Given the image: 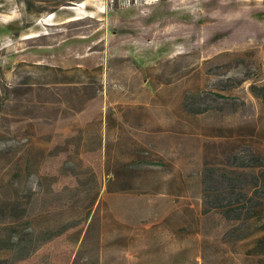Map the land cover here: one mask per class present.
I'll return each instance as SVG.
<instances>
[{"label": "rangeland", "instance_id": "obj_1", "mask_svg": "<svg viewBox=\"0 0 264 264\" xmlns=\"http://www.w3.org/2000/svg\"><path fill=\"white\" fill-rule=\"evenodd\" d=\"M24 1L0 0V198L20 186L26 202L37 194V227L79 224L16 264L96 252L99 264H258L245 206L264 200V168L224 154L264 158V101L250 91L264 88V0H29L39 16ZM36 65L99 71L65 78ZM184 101L212 108L192 117ZM9 149L27 152L30 169L14 168ZM207 172L219 195L245 197L240 220L209 205ZM95 193L97 251L94 237L80 249Z\"/></svg>", "mask_w": 264, "mask_h": 264}, {"label": "trees", "instance_id": "obj_2", "mask_svg": "<svg viewBox=\"0 0 264 264\" xmlns=\"http://www.w3.org/2000/svg\"><path fill=\"white\" fill-rule=\"evenodd\" d=\"M84 0H71L73 3H81ZM22 7V11L25 14L27 11L30 14H35L39 16L42 11L37 8V6L32 2L24 1ZM57 6L52 7L45 12H49L50 14L55 13L57 11ZM19 67H22L23 64H19ZM17 66V68H18ZM27 66V64H24ZM34 66V65H33ZM35 68L41 69L42 71L50 72L53 74H64L65 78H70L67 75H91L92 72H97L99 69L94 70H81L80 68H75L71 70H62L59 68L36 65ZM28 83H31L29 78H26ZM243 81L236 80L235 84L227 85L223 88V91L230 90L234 87H237L239 83ZM26 83V84H28ZM66 83V82H63ZM50 84H54L53 82ZM27 91V90H26ZM250 91L252 95L264 101V88H256L254 86L250 87ZM214 99H220L222 101L228 100L226 96H223L218 93L210 94ZM211 106L209 104H190L189 101L183 104V110L187 112L189 116L197 117L211 110ZM241 141V139H234L233 143L237 144ZM241 145L236 148H241ZM7 152V153H6ZM239 151L232 150L231 152H225L224 156L227 160H230L233 166L242 167L244 162H247L251 167V169H262L264 168V158L260 157L259 154H250L249 156L240 157L238 154ZM9 156H13L15 159L14 168L24 169L25 171L29 170L32 164V158L28 156L27 152H19L17 150H8L5 151ZM2 154V151H0ZM244 159V160H243ZM241 165V166H240ZM19 174V175H18ZM16 176H13L12 180H17L18 177L21 176L20 172L15 173ZM211 175V176H210ZM17 177V178H16ZM205 179L212 178V174L208 172L203 175ZM225 179V176H222ZM261 180L264 183V172L261 174ZM217 182V180H215ZM16 182V181H15ZM95 182V181H94ZM258 182V181H256ZM18 183V182H17ZM210 186V184H208ZM207 185V186H208ZM255 187H258L256 183ZM259 189V188H257ZM14 191L11 196L7 198H0V223L6 220L9 228L4 230L2 236L0 237V264H16L18 262L28 261L33 258L44 245L54 241L57 238H60L66 235L72 229L78 227L79 221L71 220L67 221L63 224H59L56 226H39L37 227V222L42 225L43 221L41 214H33L32 213V200L37 199V194L32 193L27 197V202L23 200L21 195L20 186L16 188H12ZM205 192L211 198V206L214 209H218L219 213L222 217L227 220H240L243 217V209L240 208V212H236V207L238 203H242L245 201V197L240 199V194L231 193L229 198H225L219 193H216V188L208 187L205 189ZM240 199V200H239ZM97 202V193L94 194L93 199L88 198L85 206L86 216L83 219V223L85 225V234L80 244V249H82L87 241L94 237L95 239V251H97L99 247V235H100V218H99V208L96 207ZM249 205V206H248ZM247 208V214L245 216V221L249 223V233L255 236L253 240L252 247L247 252L249 256L256 257L258 259V264H264V200L261 197H252L245 206ZM237 213V215H236ZM80 250H78L75 258L79 256ZM80 263V259L73 260L72 264ZM82 264H99L98 252L95 254V261L87 259Z\"/></svg>", "mask_w": 264, "mask_h": 264}, {"label": "crops", "instance_id": "obj_3", "mask_svg": "<svg viewBox=\"0 0 264 264\" xmlns=\"http://www.w3.org/2000/svg\"><path fill=\"white\" fill-rule=\"evenodd\" d=\"M2 29H4V28H1V29H0V33H1V32H4V33H5V30H2ZM4 33H3V34H4ZM40 49H43V48H40ZM40 53L43 54L44 52L41 51ZM28 57H30V54L27 53V52L25 51V53L22 55V60H21V61H23V62L25 61V62H26V60H27ZM44 59H45V57H43V56H39V58L36 60L35 63H37V64H41V63L44 61ZM74 66H76V67H80L81 65H80V63H75Z\"/></svg>", "mask_w": 264, "mask_h": 264}]
</instances>
